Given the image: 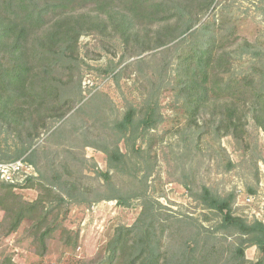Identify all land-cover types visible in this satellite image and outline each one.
Wrapping results in <instances>:
<instances>
[{
    "label": "rangeland",
    "instance_id": "374dc122",
    "mask_svg": "<svg viewBox=\"0 0 264 264\" xmlns=\"http://www.w3.org/2000/svg\"><path fill=\"white\" fill-rule=\"evenodd\" d=\"M201 2L196 1L194 10ZM198 18L192 29L171 43L173 36L187 30V24L173 21L141 27L132 40L96 30L80 38L81 96L70 113L36 141L34 148L40 149L35 165L38 176L33 178L38 179L36 185L28 188L27 180L21 185L24 188L14 189L26 202L46 201L56 233L42 246L28 234L31 223L25 221L6 235L1 229L5 213L0 210V264L10 256L15 264H93L106 258L116 229L132 227L141 216L144 201L139 195L144 191L156 201L160 228L175 227V218L190 223L185 231L167 230L164 248L178 247L191 232L202 230V223L214 232L209 244L220 253L219 263L236 248L238 237L224 230L215 233L220 218L214 214L211 222H199L208 211L195 194L206 187L224 198L234 195L236 215L264 222V130L240 103L246 132L239 140L225 134L220 121L226 114H221V107L232 108L231 101L213 103L190 119L179 95L177 72L178 57L192 44L201 43L206 34L201 28L209 24L218 54L225 55L229 65L225 77L264 75V0H215L206 15ZM234 30L237 35L231 36ZM148 101L157 104L162 122L145 139L127 142L117 124L129 108L144 109ZM115 147L127 156L119 169L110 167L108 155L101 150ZM108 173L110 179L105 178ZM62 181L76 196L62 193L56 184ZM41 183L62 194L65 202L56 201ZM114 196L126 198L128 204L108 198ZM246 196H255V203L247 205ZM64 229L78 236L74 248L66 245ZM203 233L204 237L211 234ZM204 237H196L203 247ZM246 257L256 262L257 248H247Z\"/></svg>",
    "mask_w": 264,
    "mask_h": 264
},
{
    "label": "trees",
    "instance_id": "16d2710c",
    "mask_svg": "<svg viewBox=\"0 0 264 264\" xmlns=\"http://www.w3.org/2000/svg\"><path fill=\"white\" fill-rule=\"evenodd\" d=\"M196 1L199 0H0V161L24 158L33 165L38 164L40 149L34 148L36 141L51 132L56 123L70 113L78 95L81 96V79L77 72H80L79 42L84 34L95 30L102 35L114 32L125 40H132L139 36L141 27L162 26L173 21L187 24V30L173 36L171 43L192 29L201 20L198 16L206 15L215 2L202 0L194 10ZM213 22H216L215 18ZM208 29L209 24L204 25L201 32L206 34L201 43L192 44L177 59L179 95L185 100L190 119L213 103L231 101L232 108L221 107V114H226L220 121L225 134L239 140L246 132L240 103L248 108L264 130V75L258 78L225 77L229 65L225 55L218 54L216 37ZM235 32H231V36H236ZM140 112L141 118L138 117ZM161 122L157 104L148 101L144 109L129 108L117 127L123 139L130 142L145 139ZM101 150L108 155L111 168L119 169L125 164L127 156L119 147ZM150 176L151 173L147 174L146 179ZM105 178L110 179L109 173ZM37 180L28 179L25 186L34 187ZM56 184L66 196H76L68 191L67 182ZM41 185L53 196L55 194L56 201L65 202L62 194L54 193L47 184ZM14 189L13 185L0 182V210L5 213L1 229L10 235L29 221L28 234L45 245L57 230L56 225L49 223L53 213L44 205L43 198L29 203ZM139 196L144 201V208L137 222L132 227H118L107 246L108 256L93 264H205V261L264 264V222H249L236 215L234 195L224 198L206 187L194 195L208 211L199 222H211L214 214L220 218L215 233L224 230L238 237L236 248L223 263H219L220 253L209 244L214 232L202 223L199 224L202 230L191 232L178 247L164 248L167 230L170 233L175 228L185 231L190 223L186 218H175V227L160 228L156 201L148 197L146 191ZM108 198L128 204L121 196ZM203 231L211 234L204 237ZM63 232L67 234L66 245L74 248L78 236L72 237L67 229ZM201 235L207 241L204 247L196 238ZM251 247H256L259 252L256 262L246 257V250ZM1 264L15 263L10 256Z\"/></svg>",
    "mask_w": 264,
    "mask_h": 264
},
{
    "label": "built area",
    "instance_id": "2783aa9c",
    "mask_svg": "<svg viewBox=\"0 0 264 264\" xmlns=\"http://www.w3.org/2000/svg\"><path fill=\"white\" fill-rule=\"evenodd\" d=\"M38 176L35 165L27 160L0 161V182L13 185L15 189L22 188L21 185L28 179ZM24 188V187H23ZM255 196H246V204L251 206L255 203Z\"/></svg>",
    "mask_w": 264,
    "mask_h": 264
}]
</instances>
